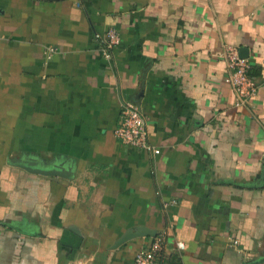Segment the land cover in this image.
<instances>
[{"label":"crops","instance_id":"obj_1","mask_svg":"<svg viewBox=\"0 0 264 264\" xmlns=\"http://www.w3.org/2000/svg\"><path fill=\"white\" fill-rule=\"evenodd\" d=\"M121 100L158 155L114 137ZM158 235L152 264H264V0H0V264H133Z\"/></svg>","mask_w":264,"mask_h":264},{"label":"built area","instance_id":"obj_2","mask_svg":"<svg viewBox=\"0 0 264 264\" xmlns=\"http://www.w3.org/2000/svg\"><path fill=\"white\" fill-rule=\"evenodd\" d=\"M119 33L111 28L106 31L103 39L101 52L108 60L111 58L114 48L119 44ZM54 51V50H53ZM222 59L227 65V83L232 87L235 96V106L240 107L247 104L257 92V84L253 77L249 75V65L246 59L239 57V50L227 47L222 54ZM121 123L114 130V137L122 144L136 148L138 150L158 155L160 151L155 149L150 143V135L146 123V117L139 108L128 100L120 101ZM170 204L175 203V199L169 200ZM166 206V205H165ZM164 236L155 237L150 247L146 250H139L135 253L133 264H152L155 256L162 250ZM178 249L183 248V244H177Z\"/></svg>","mask_w":264,"mask_h":264},{"label":"water","instance_id":"obj_3","mask_svg":"<svg viewBox=\"0 0 264 264\" xmlns=\"http://www.w3.org/2000/svg\"><path fill=\"white\" fill-rule=\"evenodd\" d=\"M239 57L241 59H247V53L244 48L239 49ZM17 163L23 170H25L28 173L31 174H38L42 176H65L68 174L67 170L63 167L57 166V165H40L39 163L36 164L34 160H18ZM137 236H143V232L139 233H131L126 234L121 239L118 240L117 244L123 243L125 240L131 238V237H137Z\"/></svg>","mask_w":264,"mask_h":264},{"label":"trees","instance_id":"obj_4","mask_svg":"<svg viewBox=\"0 0 264 264\" xmlns=\"http://www.w3.org/2000/svg\"><path fill=\"white\" fill-rule=\"evenodd\" d=\"M249 73V72H248Z\"/></svg>","mask_w":264,"mask_h":264}]
</instances>
